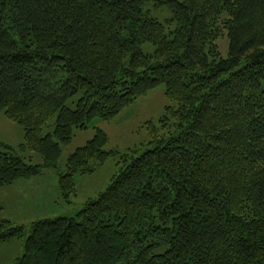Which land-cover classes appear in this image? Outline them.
Returning <instances> with one entry per match:
<instances>
[{
    "label": "trees",
    "instance_id": "16d2710c",
    "mask_svg": "<svg viewBox=\"0 0 264 264\" xmlns=\"http://www.w3.org/2000/svg\"><path fill=\"white\" fill-rule=\"evenodd\" d=\"M159 85L158 133L104 192L28 232L0 219V244L24 240L15 264H264V0H0V112L23 129L20 150L0 142V188L58 168L75 130ZM107 142L96 129L67 157L64 199L117 154Z\"/></svg>",
    "mask_w": 264,
    "mask_h": 264
},
{
    "label": "rangeland",
    "instance_id": "374dc122",
    "mask_svg": "<svg viewBox=\"0 0 264 264\" xmlns=\"http://www.w3.org/2000/svg\"><path fill=\"white\" fill-rule=\"evenodd\" d=\"M145 10L152 19L164 24L167 33L173 31L174 25L167 9L155 8L151 2ZM218 47L222 57H226L227 41L220 39ZM141 48L144 53H151L154 50L151 45H143ZM164 90L163 85L157 86L154 91L136 101L112 121H96L88 125L85 130H75L72 140L61 146L62 153L58 168L44 170L38 177L20 180L12 186L0 188V219L9 220L14 226H26L28 232L30 223L43 219L71 217L87 200L96 198L104 192L121 167V156L128 150L145 145L151 139L150 131L154 130L158 133L157 122L163 115L164 108L169 105ZM96 129L102 130L107 135L108 142L104 150L117 154L107 157L94 172L75 175V195L64 199L58 186V174L65 170L67 157L92 139ZM0 142L14 150H20L23 143L22 127L10 122L3 112H0ZM18 154L22 155L26 162L42 164V159L35 154L29 152ZM30 155L34 158L30 159ZM23 244L24 240L0 244V264H15L16 259L23 255Z\"/></svg>",
    "mask_w": 264,
    "mask_h": 264
}]
</instances>
